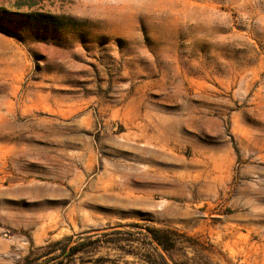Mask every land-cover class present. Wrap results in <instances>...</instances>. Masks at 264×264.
Instances as JSON below:
<instances>
[{"label": "rangeland", "instance_id": "374dc122", "mask_svg": "<svg viewBox=\"0 0 264 264\" xmlns=\"http://www.w3.org/2000/svg\"><path fill=\"white\" fill-rule=\"evenodd\" d=\"M2 12L64 27L0 24V264H264V0Z\"/></svg>", "mask_w": 264, "mask_h": 264}, {"label": "trees", "instance_id": "16d2710c", "mask_svg": "<svg viewBox=\"0 0 264 264\" xmlns=\"http://www.w3.org/2000/svg\"><path fill=\"white\" fill-rule=\"evenodd\" d=\"M0 24L7 30L10 26L16 28H23L30 31H45L47 34H54L63 29L64 25L59 23V19L53 15H45L42 13H26V14H14L8 12L0 13ZM140 227V225H136ZM151 234L153 243L157 244L164 251L168 252L174 248L173 240L170 237V232L161 229H148ZM94 236V235H93ZM93 236H88L85 240L93 239ZM73 240L72 237L66 239V241H58L51 245V249L47 253H43L44 248L38 249L36 252L32 251L27 257L24 258L23 264H63L65 260H68L77 255L78 245L69 249V243ZM118 241H123L119 239ZM59 252V253H58ZM46 258L45 262L39 263L41 259ZM151 262V261H147Z\"/></svg>", "mask_w": 264, "mask_h": 264}]
</instances>
